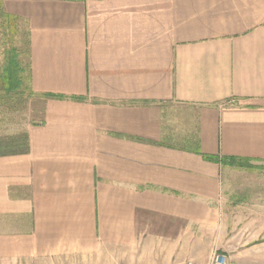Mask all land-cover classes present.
<instances>
[{
  "label": "crops",
  "instance_id": "0c3cea01",
  "mask_svg": "<svg viewBox=\"0 0 264 264\" xmlns=\"http://www.w3.org/2000/svg\"><path fill=\"white\" fill-rule=\"evenodd\" d=\"M0 11L27 31L43 100L28 149L0 154V264H80L106 248L128 253L112 264H209L237 209L225 194L264 189L226 184L264 176V0Z\"/></svg>",
  "mask_w": 264,
  "mask_h": 264
},
{
  "label": "rangeland",
  "instance_id": "374dc122",
  "mask_svg": "<svg viewBox=\"0 0 264 264\" xmlns=\"http://www.w3.org/2000/svg\"><path fill=\"white\" fill-rule=\"evenodd\" d=\"M7 33V30L0 27V60L2 57L1 44L6 43L4 36ZM15 34L17 36L15 38L13 36L12 41L19 45V35L17 32ZM21 57L23 58V54ZM25 105L24 109L19 111L0 109V134L16 133L24 130L28 124L40 121L42 98L33 97L27 100ZM226 179L228 182L226 184L231 185L234 190L243 189L244 186L264 185V176L250 172H245V175L234 172ZM224 197L237 202L235 203L237 209H234L232 216L226 221L227 234L219 233V243L223 244V247L218 250L226 255L227 264H264V242L261 240L264 238V189L259 192L225 194ZM103 252L107 256L94 258V260L92 258L79 259L80 264H112L109 260L115 263L129 259L126 251L106 248Z\"/></svg>",
  "mask_w": 264,
  "mask_h": 264
},
{
  "label": "trees",
  "instance_id": "16d2710c",
  "mask_svg": "<svg viewBox=\"0 0 264 264\" xmlns=\"http://www.w3.org/2000/svg\"><path fill=\"white\" fill-rule=\"evenodd\" d=\"M1 13V11H0ZM0 27L7 30L1 50L0 60V109L6 111L23 110L25 102L35 97L30 87V71L28 64L27 31L18 35L20 44L12 41L16 30V19L1 13ZM15 40V39H14ZM23 54V58L21 57ZM45 96H53L45 94ZM26 131L0 134V154L20 153L28 149Z\"/></svg>",
  "mask_w": 264,
  "mask_h": 264
},
{
  "label": "built area",
  "instance_id": "2783aa9c",
  "mask_svg": "<svg viewBox=\"0 0 264 264\" xmlns=\"http://www.w3.org/2000/svg\"><path fill=\"white\" fill-rule=\"evenodd\" d=\"M209 264H227L226 255L223 252H214Z\"/></svg>",
  "mask_w": 264,
  "mask_h": 264
}]
</instances>
